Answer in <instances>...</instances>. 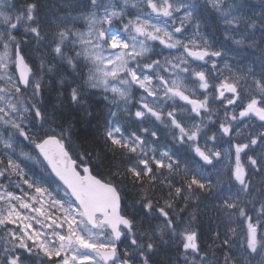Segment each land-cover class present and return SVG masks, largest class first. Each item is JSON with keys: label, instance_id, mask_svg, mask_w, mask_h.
Returning a JSON list of instances; mask_svg holds the SVG:
<instances>
[{"label": "snow or ice", "instance_id": "1", "mask_svg": "<svg viewBox=\"0 0 264 264\" xmlns=\"http://www.w3.org/2000/svg\"><path fill=\"white\" fill-rule=\"evenodd\" d=\"M129 2L76 0L69 7L83 11L78 16L60 18L55 31L49 35L40 22L37 2L23 0L16 7L10 0H0V128L3 129L0 131V228L4 230V235L0 236V264H28L41 253L47 257L48 264H150L157 234L161 239L166 234L181 237L186 264L189 251L194 254L191 264H213L208 261L207 254H200L198 234L191 228V222L185 223L173 212L178 201L183 200L187 208L190 200L198 199L200 193L213 192L220 181L214 185L199 169L181 171L180 161L174 159L176 154L167 150L157 156L156 149L151 148L149 155L141 135L135 131L126 134L120 113L128 111L126 105L131 100L132 89L138 86L147 94L141 96L143 102L134 114L141 123L149 116L163 123V113L147 102V97L159 99L162 92L163 98L178 97L185 101L191 106L190 112L201 117V123L202 114H207V119L212 121L214 110L210 105L217 99L221 104L226 101L227 105L238 108V116L226 111L225 120L219 124V132L225 136L232 134V121L243 118L255 117L261 122L260 128H264V49L258 57L259 74L250 66L246 70L237 66L234 70L225 63L220 77H215L212 76L217 70L215 58H222L224 53L213 49L209 39L200 32V20L210 11L223 23L226 40L233 39L232 33L241 25L255 28L256 21L243 14L251 10L252 5L238 0H203V3L198 0H142L150 11L126 20L131 14L127 10ZM261 5L258 19L264 30V0ZM132 7L136 8L137 4L133 3ZM81 19L86 30L74 27ZM189 27L193 34L186 37ZM17 34L25 39H18ZM32 41L46 43L53 61H60L76 74L72 81L76 86L71 87L69 100L77 110L83 107L85 88L100 90L104 101L112 106L108 107L102 125V147L96 142L88 146L75 143L73 124L55 107L50 115L39 99L44 87L43 76L37 77L26 63L22 48V44ZM149 41H159L166 48L177 50L179 55L173 59L166 57L163 63L151 59L160 53L154 51ZM233 42L239 45L244 40L233 39ZM254 44L255 41L250 46ZM209 63L210 68L197 70ZM45 67L41 61L40 71ZM54 70H58L55 63L46 68L48 73ZM225 70L228 75H224ZM185 81L203 90L200 93L203 99L192 98L195 92ZM60 82L63 84L64 80ZM167 118L179 131V136L174 138L181 144L189 142V147L206 164H212L213 158L221 155L219 151L201 148L198 143L202 131L200 124L181 123L174 111L168 112ZM141 131L152 137L157 135L147 127ZM20 137L34 146L35 155L21 152L20 156L32 160L40 168L39 175L26 173L21 163L13 158ZM216 138V134L209 137L213 141ZM257 145L261 151L254 156L248 155L246 150ZM234 148L232 175L240 187L233 192L229 185L227 194L219 192L218 198L222 201L219 207L229 218L238 214L247 221L244 245L236 250L241 253L240 264H251L256 255L260 257L259 264H264V236H258L257 224L253 223L241 201V194L250 195L241 153L252 169L264 170V131L250 134L247 143H236ZM163 170L167 171V176ZM13 176L17 178L15 183L11 180ZM4 181H8L7 185ZM128 183L139 189L141 210L149 221V228L143 231L140 230L143 225L138 228L135 217H129L122 208V186ZM157 183L167 188V198L150 195ZM11 187L20 189L23 195L9 191ZM260 196V207L256 211L258 218L264 219V190L260 191ZM161 199L163 205L159 203ZM249 203L255 208L254 199ZM192 219H195L194 213ZM152 220L159 221L156 231L151 230ZM9 225L16 227L9 228ZM230 231L235 233V229ZM129 237L130 244L125 243ZM223 244L229 245L230 239L225 238ZM223 264L237 262L226 252Z\"/></svg>", "mask_w": 264, "mask_h": 264}, {"label": "trees", "instance_id": "2", "mask_svg": "<svg viewBox=\"0 0 264 264\" xmlns=\"http://www.w3.org/2000/svg\"><path fill=\"white\" fill-rule=\"evenodd\" d=\"M29 2H37L39 4L40 22L49 35L55 31L56 24L59 23L60 18L77 16L80 11H83L82 8L73 9L69 7V5L75 4L76 0H31ZM260 13L259 10H256L258 16ZM211 19L213 23H211ZM214 22L217 24V29L219 31L217 36H214L212 33ZM200 24V32L203 33L209 41L214 42L217 37V42L215 44L212 43V46L220 47V51L224 53L223 57H229L232 60L234 69L240 66L246 70V68L250 66L255 73H260L261 62L258 57L260 56L261 49H264L260 42H255L253 46H250L253 44V42L249 40L251 36H248V39L244 40V43L239 45L235 44L232 39H227V42H225L223 40L225 37L223 23L216 19L215 14L211 13V11L208 15L201 18ZM69 26L72 25L70 24ZM251 30L253 29L248 27L246 31L247 34H249ZM255 32L256 34L259 33L256 30ZM38 45L40 52L37 54L35 53V55H28L32 58L30 61L34 63L32 66H34L36 75H38V77L43 76L42 84L44 87L41 94V102L48 108L50 115L52 114L53 107H55L57 112L63 115L64 119L73 124L75 128L73 140L75 143L88 146L96 142L98 147H102V125L104 119L107 117V109L109 107L108 102L103 99V93L97 89L85 88L83 107L77 110L76 106L72 105L69 100L71 87L76 86V84L72 83L76 74L73 73L70 67L62 65L60 61H53L51 50L46 43L42 42ZM42 60L45 62L46 66L43 72L39 69ZM50 63H55L58 70H54L53 73H48L46 68ZM62 79L64 80L63 84L60 82ZM250 82L251 81H249V83ZM77 83H80V81H77ZM109 155L111 156V154ZM14 157L17 158L16 155ZM17 162L21 163L19 160H17ZM21 165L23 164L21 163ZM179 166L181 171L185 168L193 170L199 169L208 176L214 185L217 184L218 180L220 183L213 192L200 193L198 199L190 200L187 208H184L183 200L178 201L173 215H177L178 218L183 219L185 223L191 222V228L198 234L197 243L200 245V254H207L208 261H212L213 264H223V257L227 252L234 256L237 264H240L241 253H238L236 250L242 249L244 245V238L247 232V221L239 217L238 214L231 218L226 216L219 207L222 201L218 198V193L221 191L227 194L229 185L232 186L233 192L237 191L240 187L232 175V167L223 166L220 170H217L213 167H206L197 162L195 157L191 159L189 156H183ZM121 167H124L123 162L121 163ZM163 171L165 176H167V171ZM257 178H259L258 173L254 176V182H252V180L249 182L250 195L245 196L241 194L242 206H246L248 215L250 216H252L251 213L259 209V202L261 199L260 191L264 190V185L255 180ZM179 179V177H176L177 181H179ZM167 191V188L157 183L155 191L151 192L150 195L156 198L161 196L167 198ZM122 196L124 199L125 213L129 217H135L138 228L143 225V228L140 229L141 231L148 229L149 221L144 218V212L141 210L138 186L134 187L131 183L122 186ZM253 199L255 200V208H253L252 203H249V201H253ZM159 203L163 205V200L161 199ZM182 208H184V211L181 212L180 209ZM193 213L195 214L194 220L192 219ZM252 218L254 224L256 222L259 224L260 230L258 231V236H264V219H259L257 215L252 216ZM157 222L158 220H152L150 222L152 231H156ZM181 228H183V225H181ZM230 229H235V233L233 234ZM217 233H219V237H217ZM225 238L230 239V244L227 246L223 244ZM153 242L154 251L150 254V264H186V254L179 235L171 236L166 234L163 239H161L159 234H157ZM193 255L194 254L191 252L187 253L188 264H191ZM196 259L199 260V256H197ZM259 260L260 257L256 255L252 259L251 264H259Z\"/></svg>", "mask_w": 264, "mask_h": 264}, {"label": "rangeland", "instance_id": "3", "mask_svg": "<svg viewBox=\"0 0 264 264\" xmlns=\"http://www.w3.org/2000/svg\"><path fill=\"white\" fill-rule=\"evenodd\" d=\"M227 1V0H226ZM244 0H238V2H241ZM11 3H13V0H10ZM198 2L203 3V0H198ZM136 3L137 7L133 8L132 4ZM252 9H261L260 7L256 6V4L251 3ZM131 14L127 15L125 19H132L134 18L135 14H144L149 12L150 10L144 7V4L142 0H130L128 9ZM142 10V11H141ZM246 11V10H245ZM14 14V10H13ZM77 23L74 25L75 28L80 30H86V24L84 20H77ZM177 21V26H178ZM23 29L21 28V32ZM18 35V39H25V37ZM186 37H191V27H189V31L185 33ZM151 45H154V51L157 53H160L159 55H153L152 57H162L160 60L163 63L164 59L167 57L168 59H173L175 56L179 55V52H176L177 50L172 49V51H175L173 54L168 52V49L164 48V45L160 44L159 41H149ZM23 48L30 54L34 55V51L36 50L37 43L35 41H32L28 44H23ZM162 50H167V54L163 53ZM0 51H2V48H0ZM42 53V52H41ZM42 57V55H41ZM217 61V70L213 71L212 74L215 77H220V70L224 68V60H221V58H215ZM209 68L211 67V64L209 63L207 65ZM195 67V66H193ZM229 73L225 70L224 75H228ZM14 75L17 76L16 72H14ZM38 77V75H37ZM222 78V77H221ZM194 79V78H193ZM155 84V81H153ZM185 83L188 85L189 89L194 91L195 94L198 92H202L203 90L199 89L196 85L192 84L190 81H185ZM211 91V90H210ZM187 94V93H186ZM30 95V92H29ZM147 96L146 93L143 92L142 89H139L138 86H134L131 92V100L126 105L128 111L127 112H121L120 113V119L121 123L127 128L126 134H129L133 131L137 132L138 135H141V137L145 140L146 146L149 149V155H151V148L156 149V155L159 156L160 152L162 151H169L171 153H175L177 156H189L191 159V154L195 156L196 158H199V156L196 155V153L192 150V148L189 147V142H186L184 144H181L178 142L177 139L174 137L179 136L178 129H175L173 126H171L168 118L167 113L170 111H173V107L176 104L181 105L182 110L185 117L191 118L195 117L196 121L188 120V119H182L178 118L181 123H186L187 125L191 126L192 124H200L201 125V133L198 138V143L201 146V148L210 149L212 151H219L221 155L219 157H215V164L217 170H220L221 167L227 166L232 167V171L235 167V148L234 145L236 143H247L249 135H256L258 132L264 131V128H260V123L254 118L249 120L248 118H243L242 120L238 121H232V127L233 131L231 136H225L221 132H219V124L220 122L225 120V112L227 111L229 115H231L233 112L238 116L239 115V109L234 108L233 106L227 105L226 101L224 104H216V100L214 103H212L210 106L213 107L214 114L212 115V121L210 122L207 119V114H202L204 116L203 122L201 123V117H196L194 113L190 112V107L187 106L186 102L183 100H180L178 97L174 99H166L163 98V93H160V98L156 99L154 97H147V102L153 103L154 106L157 108V110L161 111L163 113V123L161 121L155 120L154 117H146L145 122L141 123L137 121L135 117V112L140 109V106L142 104L141 96ZM41 100V96L39 97ZM211 100V97H210ZM109 107H112L109 105ZM125 107L123 103L121 104V108ZM115 110V109H113ZM149 128L150 132L155 131L157 133L156 137H152L150 134H145L141 131L142 128ZM0 131H3L2 128H0ZM237 132L240 134L237 135ZM213 134H216V140L213 141L209 139ZM33 145L29 144L27 141H24L22 137L19 138V142L16 146V152L17 154H20L21 152L29 153L30 155H35V152L33 151ZM19 148V149H18ZM248 155H257L261 151V147L259 145L253 146L249 150H246ZM23 157V156H22ZM25 163L24 169L25 172L28 174H31L32 172H36L38 175L40 174V168L32 161L28 160L26 157H23ZM175 159V158H174ZM241 162L245 165V168L247 170V176L246 180L249 183L250 180H252L254 177V174H259V181H262L264 183V170H254L252 169L247 161V157L244 155V153H241ZM217 173V171H216ZM215 173V174H216ZM11 180L13 183L16 182L17 178L15 176L11 177ZM4 183L7 185L8 181H4ZM22 187L29 191L32 195H35V193H32V190H28L26 185H22ZM54 188L55 185H52ZM9 191L15 192L16 195H23V193L20 191V189L11 187L8 189ZM63 195V193H60ZM53 195H56V193H53ZM27 199V198H25ZM45 199V206H47V199ZM15 203V202H14ZM39 207V205H36ZM19 223V222H18ZM159 224V221L157 222ZM9 228H15L16 225H9ZM34 227L39 228V225H34ZM2 228H0V236L2 234L4 235V230L2 233ZM2 233V234H1ZM131 237L125 242L130 244ZM123 246H121L122 248ZM190 252V251H189ZM28 264H48L47 257H44L41 253L38 258H34L33 260L29 261Z\"/></svg>", "mask_w": 264, "mask_h": 264}, {"label": "flooded vegetation", "instance_id": "4", "mask_svg": "<svg viewBox=\"0 0 264 264\" xmlns=\"http://www.w3.org/2000/svg\"><path fill=\"white\" fill-rule=\"evenodd\" d=\"M29 1H31V0H28V2H29ZM16 2H17V4L20 6V4L23 3V0H16ZM23 47H24V46H23V44H22V48H23ZM25 53H26V50L23 48V54L26 55Z\"/></svg>", "mask_w": 264, "mask_h": 264}, {"label": "bare ground", "instance_id": "5", "mask_svg": "<svg viewBox=\"0 0 264 264\" xmlns=\"http://www.w3.org/2000/svg\"><path fill=\"white\" fill-rule=\"evenodd\" d=\"M41 49H43V48H41ZM47 53V52H46ZM49 53V52H48ZM47 55V54H46ZM45 58V57H44ZM43 59V58H42ZM47 60V59H46ZM49 60V59H48ZM43 61V60H42ZM45 61V60H44ZM52 61V60H51ZM47 62V61H46ZM45 63V62H44ZM84 98V97H83ZM101 114H102V112H101ZM101 117V116H100ZM104 117V116H103ZM102 117V118H103ZM101 122V121H100ZM103 122V121H102Z\"/></svg>", "mask_w": 264, "mask_h": 264}, {"label": "water", "instance_id": "6", "mask_svg": "<svg viewBox=\"0 0 264 264\" xmlns=\"http://www.w3.org/2000/svg\"><path fill=\"white\" fill-rule=\"evenodd\" d=\"M18 75H19V73H18Z\"/></svg>", "mask_w": 264, "mask_h": 264}]
</instances>
